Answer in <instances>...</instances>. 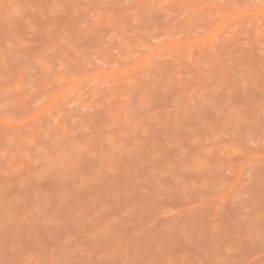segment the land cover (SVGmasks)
I'll return each instance as SVG.
<instances>
[{
    "label": "rangeland",
    "instance_id": "374dc122",
    "mask_svg": "<svg viewBox=\"0 0 264 264\" xmlns=\"http://www.w3.org/2000/svg\"><path fill=\"white\" fill-rule=\"evenodd\" d=\"M0 264H264V0H0Z\"/></svg>",
    "mask_w": 264,
    "mask_h": 264
}]
</instances>
